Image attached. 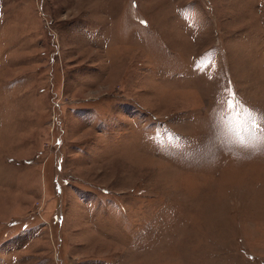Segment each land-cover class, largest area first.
<instances>
[{"label": "rangeland", "instance_id": "1", "mask_svg": "<svg viewBox=\"0 0 264 264\" xmlns=\"http://www.w3.org/2000/svg\"><path fill=\"white\" fill-rule=\"evenodd\" d=\"M0 264H264V0H0Z\"/></svg>", "mask_w": 264, "mask_h": 264}, {"label": "snow or ice", "instance_id": "2", "mask_svg": "<svg viewBox=\"0 0 264 264\" xmlns=\"http://www.w3.org/2000/svg\"><path fill=\"white\" fill-rule=\"evenodd\" d=\"M251 115V114H250Z\"/></svg>", "mask_w": 264, "mask_h": 264}]
</instances>
